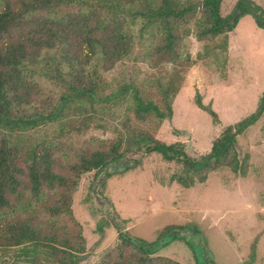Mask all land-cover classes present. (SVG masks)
<instances>
[{
  "label": "trees",
  "instance_id": "obj_1",
  "mask_svg": "<svg viewBox=\"0 0 264 264\" xmlns=\"http://www.w3.org/2000/svg\"><path fill=\"white\" fill-rule=\"evenodd\" d=\"M222 0H0V246L17 247L32 243L42 248L44 264H75L84 253L81 230L58 227V216H70L71 193L78 180L96 171V180L134 169L139 161H120L133 151L157 153L164 160L183 166L174 181L183 188L204 183L208 172L227 167L240 169L235 138L254 125L264 113V92L255 112L229 126L216 139L208 155L190 158L182 144L166 145L143 131H129L126 149L121 142L109 143L98 138L74 145L69 137L79 134L85 121L68 119L61 136L38 141H16L9 135L31 129L38 123L55 120L75 100L95 97L94 81L117 63L130 57L134 37L146 40V61L151 66L176 64L188 67L189 56L181 58L177 43L179 30L194 20V37L212 42L225 51L228 33L239 19L250 16L256 27L264 30V9L252 0H238L225 17L220 15ZM204 46L206 56L212 48ZM39 71L58 82L65 93L50 111L31 115L37 96L32 77ZM178 74L172 72L167 84L158 91L162 107L148 100L134 86H125L118 95L131 90L134 115L139 121L154 116L158 121L170 119L171 102L178 93ZM195 105L219 120L199 94ZM64 135L66 139L61 138ZM25 139V138H22ZM103 187V183H100ZM64 189L63 196L55 197ZM65 209V210H64ZM180 240L192 253L194 264H215L194 228L169 225L158 233V243H148L118 228V244L107 252L100 264H180L155 256L165 239ZM40 257L32 264H41Z\"/></svg>",
  "mask_w": 264,
  "mask_h": 264
},
{
  "label": "rangeland",
  "instance_id": "obj_2",
  "mask_svg": "<svg viewBox=\"0 0 264 264\" xmlns=\"http://www.w3.org/2000/svg\"><path fill=\"white\" fill-rule=\"evenodd\" d=\"M252 1L264 9V0ZM237 2L222 0L220 15L227 16ZM194 30V20L183 25L177 43L179 56H189L190 66H151L146 61L149 41L135 36L130 57L95 78L93 100H75L55 120L18 134L9 132L13 142L60 138L62 125L72 118L86 124L81 133L69 137L75 146L91 138L107 143L120 140L122 153L133 130L146 132L166 145L180 143L190 158L208 155L227 127L247 118L259 105L264 92V30L258 29L250 16L239 19L227 35L225 51L214 45L222 36L211 43L199 42ZM208 43L212 48L199 57ZM172 72L180 80L171 102V118L158 121L149 116L139 121L134 115L132 91L118 95L121 89L134 86L161 108L157 93ZM47 74L48 78L37 71L32 77L37 96L31 115L50 111L65 93L50 79L54 72ZM196 94L216 113L219 123H213L209 114L196 107ZM234 146L240 163L237 173L220 167L208 172L204 183L190 188L174 181L183 173V166L157 153L126 154L120 161L132 164V160H138V165L101 181L96 180V171L81 176L70 196V216H58V227L82 232L84 253L75 264H100L118 244V228L152 244L158 243V233L169 225L198 230L215 264H264V113L236 136ZM63 193L59 188L55 197L60 199ZM164 241L167 244L158 247L155 256L194 264L183 242L170 238ZM38 257L41 264L47 261L42 248L32 243L0 246V264H32Z\"/></svg>",
  "mask_w": 264,
  "mask_h": 264
}]
</instances>
